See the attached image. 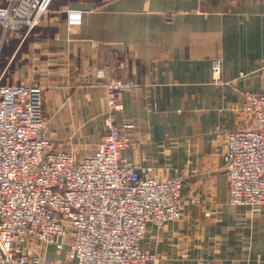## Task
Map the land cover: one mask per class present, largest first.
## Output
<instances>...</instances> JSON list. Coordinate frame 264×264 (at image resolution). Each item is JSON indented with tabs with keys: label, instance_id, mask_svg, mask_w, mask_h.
Segmentation results:
<instances>
[{
	"label": "crops",
	"instance_id": "crops-1",
	"mask_svg": "<svg viewBox=\"0 0 264 264\" xmlns=\"http://www.w3.org/2000/svg\"><path fill=\"white\" fill-rule=\"evenodd\" d=\"M70 8L85 10L79 25L67 24ZM48 12L12 78L42 86L47 135L78 157L106 133L103 82L135 83L119 95L117 121L134 124L123 156L182 179L181 217L149 223L141 241L154 264H264V204L230 203L222 159L228 133L248 126L244 93H264V0H54ZM69 237L26 245L73 264Z\"/></svg>",
	"mask_w": 264,
	"mask_h": 264
},
{
	"label": "built area",
	"instance_id": "built-area-1",
	"mask_svg": "<svg viewBox=\"0 0 264 264\" xmlns=\"http://www.w3.org/2000/svg\"><path fill=\"white\" fill-rule=\"evenodd\" d=\"M51 1L0 0L1 29L22 41ZM66 14L69 26L81 23V9ZM220 72L221 61L214 59V81L221 80ZM110 84L124 90L135 85ZM107 100V134L94 151L76 157L58 150L47 135L40 85L0 82V264H60L27 255L23 245L69 235L67 257L73 264L157 260L141 241L149 223L160 226L181 217L182 181L148 175L140 162L123 156L133 124L120 126L108 116L122 105L112 92ZM241 112L248 126L230 132L222 152L229 201L258 208L264 204V93L245 92Z\"/></svg>",
	"mask_w": 264,
	"mask_h": 264
},
{
	"label": "rangeland",
	"instance_id": "rangeland-1",
	"mask_svg": "<svg viewBox=\"0 0 264 264\" xmlns=\"http://www.w3.org/2000/svg\"><path fill=\"white\" fill-rule=\"evenodd\" d=\"M6 1L7 0H1V3L7 4ZM53 1L54 0H52L50 2V5L48 7V11H50L52 9ZM81 10H82V14H83L85 12V10H83V9H81ZM48 11L45 12L41 16V18L39 19L37 24L33 28H31L28 35L33 33L35 30H37V31H43L44 30V29H40L42 27L40 25L43 23V18L45 19V17H46L45 15H49L50 12H48ZM171 17H172V15H171ZM169 18H170V16H169ZM66 19H67V14H66ZM54 30H55L54 28H49L46 31L47 32H54ZM9 33H10L9 31L5 32L4 30H2L1 25H0V77H1L0 82H2V83H16V84L26 83V82H15L14 79L12 78V73H13L14 68H18L22 63H24L26 61L25 56L23 55V51L25 50V43H26V40L28 39V37H27L28 35H26L24 37V39L22 41H20V40L16 39L13 35H10ZM17 47H19V48L17 49ZM214 59H219V58H214ZM214 59L211 60V64H210L211 70H212V61ZM220 61H221V59H220ZM221 71H222V61H221ZM220 74H221V72H220ZM129 81H132V80L113 78V79H110L106 82H103V86L105 88V99H104L105 107H104V110L102 113L103 114V120H104V117L108 114L109 107H110L108 100H107V96H108L109 92H112V94L114 95V101L118 104H121L122 109L119 111H115V112L112 110L111 114L113 116L111 114H109L108 116H111L112 118L114 117L116 123L120 126L123 125L124 123H129V121H120V122L117 121V114L123 110V103H122L121 99L119 98V95L121 92L129 90V89L124 90L120 87H117L116 85L110 84L111 82H113V83L119 82L121 84H124V83L129 82ZM218 82H220V81H218ZM30 83L40 85L39 83H35V82H30ZM107 87H108V90H107ZM43 98H44V94H43V88H42V106H43ZM133 127H134V124H133ZM74 129H76V127ZM105 129H106V133H105V135H106L108 131H107V128H105ZM46 131H47V124H46ZM105 135H104V137H105ZM104 137H103V139H104ZM130 138H131V144H133L131 133H130ZM131 144H130V148L132 147ZM68 151L72 152L70 150H68ZM74 155L76 157H78L76 154H74ZM177 178L181 179V177H177ZM181 181H182V179H181ZM227 181H228V179H227ZM23 246L25 249H23V248L22 249H23V251H25V253L27 255L39 257L37 255H34L29 250L28 245L24 244Z\"/></svg>",
	"mask_w": 264,
	"mask_h": 264
}]
</instances>
